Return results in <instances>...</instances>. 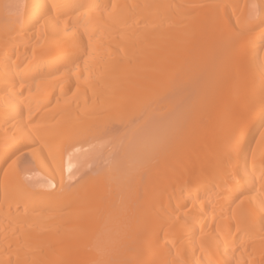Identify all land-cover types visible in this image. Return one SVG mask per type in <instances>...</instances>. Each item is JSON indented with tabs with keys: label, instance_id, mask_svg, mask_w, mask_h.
I'll return each instance as SVG.
<instances>
[{
	"label": "bare ground",
	"instance_id": "bare-ground-1",
	"mask_svg": "<svg viewBox=\"0 0 264 264\" xmlns=\"http://www.w3.org/2000/svg\"><path fill=\"white\" fill-rule=\"evenodd\" d=\"M0 1V264H264V0Z\"/></svg>",
	"mask_w": 264,
	"mask_h": 264
},
{
	"label": "rangeland",
	"instance_id": "rangeland-1",
	"mask_svg": "<svg viewBox=\"0 0 264 264\" xmlns=\"http://www.w3.org/2000/svg\"><path fill=\"white\" fill-rule=\"evenodd\" d=\"M2 7H3V6H2V3H1V1H0V10L2 9ZM136 104H137V103H136ZM136 104H133V106L136 105ZM137 105H138V104H137ZM134 107H135V106H134ZM134 107L131 106V110H132V108H133V109H136V108H137L136 110L140 111V109H139L138 107H141V105H140V106L138 105V106H136L135 108H134ZM136 110H135V111L132 110V111L134 112V114L132 115L133 112L131 113V111H130V109H129V111L126 112L127 116H126V114H125V116L119 118V119H120V123H121V120H122L123 123L128 124V125H126V126H128V129H129V127H130V126H129V122H132V124H133V123H136V124H137V122H138V124H140L142 127H145L144 124H143V122H142V121H144L143 118L140 117V119H142V121H141V120L139 119V117H138V115H139L140 112H138V111H136ZM141 110H143L142 107H141ZM136 112H138L137 115H136ZM128 113H129V116H128ZM141 114H142V113H141ZM130 116H131V117H130ZM133 116H134V117H133ZM143 116H144V113H143ZM143 116H142V117H143ZM136 117H137V119H136ZM78 118H79V117H78ZM78 118H77V120H78ZM80 118H82V117H80ZM80 118H79V119H80ZM97 118H99V116H97ZM97 118H96V120H97ZM121 118H122V119H121ZM101 119H103V117L100 118V120L98 119V121H99V122L102 121ZM105 119H106V118H105ZM77 120H76V121H77ZM81 120L83 121V124L81 123ZM85 120H86V121H87V120L90 121L88 118H87V119L85 118ZM67 121H68V119H67V120H64V121L62 122L63 124L60 123V124L62 125V127H63L64 123L66 122L65 125H64V127H66V128L64 129L65 132L62 131V132H63V136H62V134H61L62 132H60V130L63 129L64 127H63V128L54 127V129H57V128H58L57 130H53L52 128H50L49 130H51L53 133H55V135H54L51 131H50V134H51L52 136H53V135L56 136L55 138H57V136H58L57 133L60 132L59 135H60V134H61V135H60L57 139H61V138H62L61 140H63V137H64V139H65V136H66V135H67L66 138L68 137L67 139H72V137H73L74 135H75L74 138H77L76 135H79V136H80V134L82 133V128H83V126H84V128H86V127H87L86 125L88 124L86 121H84V117H83V119H80V122L77 121V122H79V124H78V123H77V124L74 123L75 126L73 125V126H72L73 128L69 126V125H71V124H68V127H67V125H66V124H67ZM69 121H71V120H69ZM69 121H68V122H69ZM94 121H95V118H94ZM94 121H93V122H94ZM98 121H97V122H98ZM103 121H104V120H103ZM103 121L100 122V124L103 123ZM73 122H75V121H73ZM90 122H91V121H90ZM95 122H96V121H95ZM99 122H98V124H99ZM106 122H107V121H106ZM127 122H128V123H127ZM85 123H86V125H85ZM60 124H59V126L61 127ZM72 124H73V123H72ZM89 124H90V123H89ZM100 124H99V125H100ZM106 124H107V123L104 122L103 125H106ZM79 125H80V126H79ZM103 125H101V126H103ZM130 125H131V123H130ZM133 125H134V124H133ZM133 125L131 126V128L133 127V129H134V126H135V125H134V126H133ZM94 126L97 127V128L100 127V126H96V124H95ZM76 127H77L78 129H77ZM142 127H141V128H142ZM84 128H83V129H84ZM138 128H139V127H138ZM74 129H75V130H74ZM80 129H81V130H80ZM98 129H99V128H98ZM135 129H136V128H135ZM49 130H48V132H47V131H46V132L49 133ZM71 130H72V131H76V132H72ZM79 130H80V131H79ZM143 130H144V128H143ZM54 131H55V132H54ZM115 131H116V130H112V132H114V134H113V133L110 134L111 132H109V133L106 134V135L109 134V135H112V136L114 135L112 138H110L111 141H110V140H106V142L109 141V142H108V145L110 144V142L112 143V139L116 138V136H118V137L120 136V135H119V134H120V133H119L120 131H116V132H115ZM136 131H137V129H136ZM141 131H142V130H141ZM96 132H97V131H96ZM117 132H118L119 134H118ZM134 132H135V131H134ZM141 133H142V132H141ZM143 133H144L143 136H147V135H148V133H146V132H144V131H143ZM50 134H48V136H49ZM68 134H69V135H68ZM127 134H129V132H128ZM132 134H133V133H132ZM138 134H139V133H138ZM106 135H105V134L99 135V136H98V139H99L100 136H101L102 138H100V140L96 139L97 142H98V141H99V142H104L105 139H107V138L109 139V137H111V136L107 137ZM141 135H142V134H141ZM52 136H51V137L49 136V140H50V138H52V139L54 138V136H53V137H52ZM104 136H106L107 138L104 137ZM121 136H123L122 133H121ZM121 136H120V138H121ZM125 136H126V135H125ZM60 137H61V138H60ZM95 137H96V136H95ZM103 137H104V138H103ZM147 137H148V136H147ZM147 137H146V138H147ZM55 138H54V139H55ZM123 138H124V137H123ZM128 138H129V140H131L132 142L134 141L133 144L135 145V147L133 146V144H131V141H130V145H129V142H128V144H127V143H124V145L126 144V147H127V145H129V148H131V147L133 146L135 149H136V144H135L136 142L139 141L137 144H139L138 146H140V144H141L140 141L146 139L145 137H143L144 139H143V138L141 139V138H139V137L136 136V135H131V136L128 137ZM128 138H127V140H128ZM101 139H103V141H101ZM117 139H118V138H117ZM117 139H116V140H117ZM121 139H122V138H121ZM121 139H120V140H121ZM125 139H126V138H125ZM92 140H95V139H92ZM116 140H115V141H116ZM123 140H124V139H123ZM52 141H53V142H59V141H55V140H52ZM49 142H51V140H50ZM97 142H96V143H97ZM99 142H98V143H99ZM119 142H120V141H118V143H115V142H114V144H113L114 147L117 148V149L115 148L116 151H118V150L121 151L120 154H119V153L116 154V151L114 150L116 155H114L113 152L108 153V151L110 152V149H111L110 147H113L112 144H110L111 146H109L110 149L107 148L108 145H106L105 147H102L103 143H102V145H101V143L98 144V147H99L101 150L105 148V149H104L105 151H101L100 149L98 150V148H97V151H96V152H97V153H98L99 151H101V152H99L100 154H97V153L95 152V154L98 155L97 157L94 156L95 154L93 155V157H96V160H94L95 158L93 159L94 162H95V165H94L95 167L93 166L95 169L92 170V173H93V174L90 173V172L88 171V170H91V169H88L87 171L90 173V176H91V177H92L93 175L96 176V175L98 174V176H101V175H102V178L100 179L99 177L96 176L95 178H97V179H95V178L93 179V178H92V180H93V181H92L91 178H90V179H89V178L86 179V177L89 176V175H88L89 173L86 174V175H88V176H86V177H85V174H84V176H82V178L85 177V179H84V178L82 179V178L79 176V177L82 179V180L80 179L81 181L78 182V179H79V178L77 177L78 179L76 178V179L74 180L73 185H72V183H71L72 189L74 188V189H73L74 191H76L77 188H79L80 186H82V185H80L79 183H82L83 181H84V182H85V181H86V182H89L90 185H91V184L93 185V182H94V184H98L99 182H101V183H105V185H106V182H107V181H105L104 179H107V180H108V178H109L110 185L112 184V183H111V181H112V180H111V177H112L113 171L115 172L117 168H120V167H119L120 164H116L115 167L113 166V165H114V162H116V161H115L116 158H117V160H119L121 157H124V156H125V157H124V160H123L122 158L120 159V160H122V161L124 162L123 164H125V160H126L125 158H128V157H126V154H127V156H128V153H129V155H130V151H129L130 149H129L128 147H127L128 149H127V148L125 149L124 146H123V143H122V145H121V146H123V147L120 148V145H117V144H119ZM121 142H122V140H121ZM125 142H126V140H125ZM142 142H144V141H142ZM45 144H46V143H45ZM52 144H53V143H52ZM106 144H107V143H106ZM120 144H121V143H120ZM46 145H47V144H46ZM104 145H105V144H104ZM104 145H103V146H104ZM141 145H144V144H141ZM29 146H30V147H29ZM31 146H32V147H31ZM96 146H97V145H96ZM138 146H137V148H138ZM28 147H29V148H28ZM35 147H36L37 152H38V150H40V155H44L45 157L48 156V155L46 154V152H47V150H48V147L46 146V147H47V148H46V147L44 146V148H46V151H45V149L43 148L44 152H42V151H43L42 148L38 149V148H37V145H28V146H25L26 149L23 147L22 149H19V150L16 152V154H14V155H15V156L20 155L21 153H23V152H25V151H27V150H30L31 148H32L31 150H34ZM133 147H132V149L135 150ZM140 148H142V147L140 146ZM113 149H114V148H112L111 150H113ZM21 150H22V151H21ZM122 150H124V153H122ZM133 150H131V151H133ZM136 150H137V149H136ZM136 150H135V151H136ZM141 150H142V149H141ZM34 151H35V150H34ZM120 151H118V152H120ZM35 152H36V151H35ZM140 152H141V151H139V153H140ZM132 153H133V152H132ZM34 154H36V155H35L36 158H40V157H38V155H37L38 153H34ZM27 155H28V153H27ZM31 155H33V153L29 154L28 156H30L31 160L34 159V161H33V160H32V161L30 160V161L33 162V163H31V165H30V162L27 163V164L29 165V167H28L27 164H26V165L24 166V167H26V168H25V169L22 168V169H24V170H21V171L26 172L27 170H29V171H27V172H29V173L31 172V174H33V175H35V174H37V173H38V174H39V173L41 174V172H42V170H43V168H44V167H43L42 170H41V168H39L40 170L38 169V167L40 166L38 161L41 162V160H39V159L37 160V159L34 158V155H33L32 157H31ZM46 155H47V156H46ZM100 155H101V156H100ZM104 155H105V156H104ZM108 155H110V156L113 155V157H114V156L116 157V158L114 159V162L112 161V160H113L112 158L109 159L110 156L108 157ZM102 156H103V158H102ZM132 156H133V155H132ZM45 157H44V159H45ZM93 157H92V158H93ZM118 157H119V159H118ZM30 158H28V159H30ZM47 158H48V157H47ZM139 158H140V157H139ZM40 159H41V158H40ZM48 160H49V158H48ZM48 160L46 159V162L51 163V162H49ZM127 160H128V162H131V163H132V161L136 162L135 165H137V163H139V160H138L137 158L135 159V158H131V157H130V158L127 159ZM35 161H36V163L38 162V164H37L38 166L35 165ZM44 161H45V160H44ZM44 161H43V164L46 163V162L44 163ZM91 161H92V159H91ZM99 161H100V163H99ZM111 161H112V164H113V165L110 164ZM142 161H143V160H142ZM104 162H105V163H104ZM118 162H119V161H117L116 163H118ZM108 163H109V167H108V169H112V171L106 169V172H105V170H104L105 168H104V167L107 168V166H105V164H108ZM120 163H121V161H120ZM32 164L35 165L34 167H35L36 169H35L34 167H32V166H33ZM126 164L128 165L127 162H126ZM129 164H130V163H129ZM98 165H99V166H98ZM118 165H119V166H118ZM132 165H133V164H132ZM132 165H130V166H132ZM140 165L142 166V164H140ZM140 165H138V166H139V168H141V170H142L143 167H140ZM30 166H31V167H30ZM62 166H64V165H62ZM90 166H92V162H91V165H90ZM133 166H134V165H133ZM27 167L30 168V169H28ZM41 167H42V165H41ZM60 167H61V166H60ZM60 167H59V168H60ZM93 167H91V168H93ZM98 167H99V168H100V167H101V168L103 167V169H101V168L99 169ZM59 168H58V169H59ZM62 168H63V167H62ZM121 168H123V169H120V170H121V173H122V172L125 170L126 167H125V165H124V167L121 165ZM139 168H138L137 171L140 170ZM31 169H32V170H31ZM33 169H34V170H33ZM60 169H61V168H60ZM60 169H59V170H60ZM63 169H64V168H63ZM129 169H130V168H128V170H129ZM134 169L136 170V169H137V166H136V168L134 167ZM134 169H131V170L134 171ZM37 170H38V171H37ZM101 170H104V171L101 172ZM120 170H119V171L117 170V171L120 173ZM34 171H35V172H34ZM61 171H63V170H61ZM110 171H111L112 173H111ZM137 171H134V172H137ZM142 171H143V170H142ZM142 171H140V173H141ZM97 172H98V173H97ZM118 172H117L116 174H118ZM129 172L131 173V171H129ZM86 173H87V172H86ZM100 173H101V175H100ZM103 173H105V176H103V175H104ZM110 173H111V174H110ZM132 173H133V172H132ZM137 173H138V176H139V172H137ZM38 174H37V175H38ZM116 174H114V175L116 176ZM143 174H144V173H143ZM143 174H142L141 176H143ZM41 175H42V174H41ZM77 175H78V174H77ZM106 175H107V176H106ZM110 175H111V176H110ZM120 175H121V174H120ZM126 175H127V174H126ZM126 175H125V176H126ZM129 175H130V174H129ZM94 176H93V177H94ZM108 176H109V177H108ZM135 176H136V174H135V175L131 174V177H132L133 179L135 178ZM121 177H122V176H121ZM129 177H130V176H128V178H129ZM144 177H145V176H143V178H144ZM65 178H67L66 175H65ZM114 178H117V177H114ZM114 178H113V179H114ZM118 178H119V177H118ZM143 178H141V180H142ZM124 179H125V178H124ZM124 179H122V181H124ZM129 179H130V178H129ZM135 179H136V178H135ZM144 179H145V178H144ZM87 180H89V181H87ZM94 180H95V181H94ZM137 180H138V178H137ZM141 180H140V182H138V183H141ZM97 181H99V182L97 183ZM125 181H127V177H126V180H125ZM133 181L135 182V180H133ZM142 181H143V180H142ZM86 182H85V183H86ZM95 182H96V183H95ZM116 182H117V181H116ZM120 182H121V181H120ZM128 182H129V181H128ZM134 182H133V183H134ZM76 183H77V184H76ZM85 183H83V185H84ZM108 183H109V182H108ZM126 183H127V182H126ZM75 184H76L78 187H77ZM78 184H79V185H78ZM87 184H88V183H87ZM117 184H118V183H117ZM127 184H128V183H127ZM130 184H131V183H130ZM130 184H128V185H130ZM88 185H89V184H88ZM120 185H121V184H119L118 186H120ZM124 185H125V184H124ZM128 185H127V187H128ZM139 185H140V184H139ZM144 185H145V184H144ZM116 186H117V185H116ZM118 186H117V187H118ZM122 186H123V185H121L120 188H121ZM140 186H141V185H140ZM76 187H77V188H76ZM105 187H106V186H105ZM125 187H126V185H125ZM132 187H133V186H132ZM106 188H108V187H106ZM118 188H119V187H118ZM128 188H129V187H128ZM125 189H127V188H125ZM104 197H105L106 200H108V202L110 201L109 199H112L109 195H106V196H104ZM104 197H103V198H104ZM74 201H75V199H74ZM103 201H105V200H103ZM103 201H102V199H101V202H103ZM108 202L106 203V201H105V202H103V203L108 204ZM106 204H105V205H106ZM74 205H75V206L72 205V207H73L74 210H75L76 205H78V200H76V202H75ZM103 205H104V204H103ZM77 208H78V206H77ZM76 229H77V230H76ZM75 230H76V233H78V232H77V231H78V226H76Z\"/></svg>",
	"mask_w": 264,
	"mask_h": 264
}]
</instances>
